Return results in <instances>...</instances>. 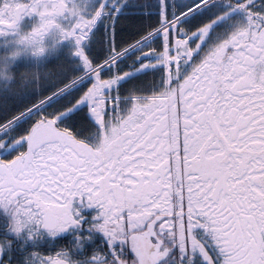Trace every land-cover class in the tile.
Listing matches in <instances>:
<instances>
[{"label":"snow or ice","instance_id":"6c2138e0","mask_svg":"<svg viewBox=\"0 0 264 264\" xmlns=\"http://www.w3.org/2000/svg\"><path fill=\"white\" fill-rule=\"evenodd\" d=\"M151 11L0 0V264H264V0Z\"/></svg>","mask_w":264,"mask_h":264},{"label":"flooded vegetation","instance_id":"af4514ba","mask_svg":"<svg viewBox=\"0 0 264 264\" xmlns=\"http://www.w3.org/2000/svg\"><path fill=\"white\" fill-rule=\"evenodd\" d=\"M81 1H87V2H90V0H79V2ZM171 2V0H170ZM9 15H11L12 17H16L18 15V12L16 10H11L9 12ZM236 20H239V19H242V17H236L235 18ZM233 26L232 23H225V24H219L217 25L213 31H212V36L211 38L207 41L208 44H211V43H215L217 42L218 40L226 37L229 33V31L231 30V27ZM158 39V38H157ZM133 58V56H131ZM131 58V59H132ZM4 224H5V219L3 217L2 214H0V229H2L4 227Z\"/></svg>","mask_w":264,"mask_h":264},{"label":"rangeland","instance_id":"374dc122","mask_svg":"<svg viewBox=\"0 0 264 264\" xmlns=\"http://www.w3.org/2000/svg\"><path fill=\"white\" fill-rule=\"evenodd\" d=\"M81 4L84 3H89L87 1H81ZM153 13H155L154 11H152ZM159 16V15H158ZM212 33L210 34L208 40L211 38ZM138 52V50H133L132 52H130V54L125 57L124 62H123V67L127 70L130 67H136L137 66V61H136V57L137 55H135V53ZM131 55H133L134 57L132 58ZM139 55V54H138ZM132 58V59H131ZM149 72H142V73H134L132 77L129 78L128 81H126V84H133V83H141V82H146L148 76H149ZM71 97L69 96V99ZM67 102V101H66Z\"/></svg>","mask_w":264,"mask_h":264},{"label":"trees","instance_id":"16d2710c","mask_svg":"<svg viewBox=\"0 0 264 264\" xmlns=\"http://www.w3.org/2000/svg\"><path fill=\"white\" fill-rule=\"evenodd\" d=\"M149 3L151 5L152 10L157 9L159 7V0H149ZM150 15L153 18H158L156 14L150 13ZM134 38H135V34H129L128 36L123 37L122 39L124 40V42H128L129 40L134 39Z\"/></svg>","mask_w":264,"mask_h":264}]
</instances>
